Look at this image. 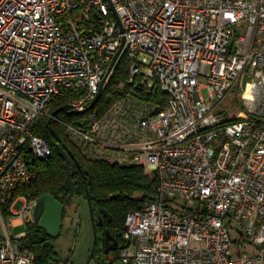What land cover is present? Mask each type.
Instances as JSON below:
<instances>
[{
	"label": "built area",
	"instance_id": "built-area-1",
	"mask_svg": "<svg viewBox=\"0 0 264 264\" xmlns=\"http://www.w3.org/2000/svg\"><path fill=\"white\" fill-rule=\"evenodd\" d=\"M124 39L110 74L128 58L124 96L65 124L86 156L157 177L126 217L120 261L264 264V0H0V264H36L29 230L6 220L33 215L16 192L52 155L36 126L65 91L73 113L95 108ZM241 90V112L220 109Z\"/></svg>",
	"mask_w": 264,
	"mask_h": 264
},
{
	"label": "trees",
	"instance_id": "trees-1",
	"mask_svg": "<svg viewBox=\"0 0 264 264\" xmlns=\"http://www.w3.org/2000/svg\"><path fill=\"white\" fill-rule=\"evenodd\" d=\"M128 77L129 60L127 57H123L114 73L107 80L102 96L95 108L81 114L61 112L58 119L53 122L50 121L52 113L62 105L73 102L77 94L72 91H65L52 100L48 113L34 130L36 134L43 136L49 142L52 155L44 161L37 162L36 179L20 187L16 192L25 194L31 200L39 199L44 193L54 195L65 204L64 217L67 216V209L73 205L75 198L83 196L87 201L90 198L95 217L107 210L112 217L109 222L110 229L122 233L123 240L124 224L128 213L142 208L146 201L155 197L157 177L148 173L144 166L121 164L86 156L70 139L65 124L79 126L94 110L97 109L100 113L106 112L124 96ZM161 94L157 92L154 94L155 97L151 94L148 98L155 100ZM239 118L234 117L233 120ZM53 129L62 137L75 157L71 158L75 195L70 200L68 199L70 192L64 187L67 176L66 163L58 148V139L54 135ZM28 230L24 243L36 254V264H54L55 260H61L58 257L53 237L37 224L30 225ZM124 244L125 240L123 246ZM97 251H99V243Z\"/></svg>",
	"mask_w": 264,
	"mask_h": 264
},
{
	"label": "rangeland",
	"instance_id": "rangeland-1",
	"mask_svg": "<svg viewBox=\"0 0 264 264\" xmlns=\"http://www.w3.org/2000/svg\"><path fill=\"white\" fill-rule=\"evenodd\" d=\"M239 31L240 33H244L246 25L244 24ZM249 81L250 78H247L246 83ZM202 94L205 98H209L210 92L208 88H204ZM239 100L240 102L243 101L242 90L237 95L234 93L230 94L219 107L220 109L223 108L231 111L232 114H237L241 112ZM137 196H140V194H137ZM32 200L37 201L38 199ZM24 204L22 201L17 202L15 208L21 210ZM26 217V222L19 225H14L9 217H7L9 231L12 234H21L26 232L30 225H35L29 210L26 212ZM76 221L77 225L75 224ZM2 231V225L0 224V234ZM94 242L95 230L88 201L83 196L75 198L73 205L67 209V216L64 217L63 229L60 236L54 238L58 257L61 259L60 264H88ZM92 262L90 261L89 264H93Z\"/></svg>",
	"mask_w": 264,
	"mask_h": 264
},
{
	"label": "water",
	"instance_id": "water-1",
	"mask_svg": "<svg viewBox=\"0 0 264 264\" xmlns=\"http://www.w3.org/2000/svg\"><path fill=\"white\" fill-rule=\"evenodd\" d=\"M114 11H115V9H114ZM115 14H116L117 20L119 21L120 26L122 27L119 16L117 15L116 12H115ZM124 46H125V39H124L118 53L116 54L114 61L112 62L107 74L105 75V78L102 82L100 91L98 92L95 100L88 107V110L95 107V105L97 104V102L101 98L102 93H103L104 88H105L106 81L108 80V78H109V76H110V74H111V72H112V70L116 64L117 59L119 58L120 54L122 53ZM72 107H73L72 104L62 105L61 107H59L58 109H56L52 113L50 121L53 122L54 120H56L58 118V115L61 112L73 113ZM53 133L58 139V148H59L62 156L65 159L66 168H67V176H66V179L64 182V187L70 192L69 197H68V199L70 200L75 195V183L73 180V166L71 165V158H75V157H74L73 152L69 149L67 144L64 142L62 137L58 134V132L55 129H53ZM88 203L90 206L92 222H93V226H94V230H95V242H94L91 257L89 260V262H90L91 259L93 258L95 251H96L97 243H98L97 226L98 225L102 226L104 224V217H107L109 220H111L112 217L107 212V210H104L103 214L98 216V218L96 220V217L93 213L92 200L90 198L88 199ZM64 213H65V204L63 202L59 201L54 195H52L50 193L42 194L40 196V198L35 202L34 207H33L34 221L39 225L40 228L44 229L47 232V234L53 238L59 237L61 232H62ZM75 224L77 225V221L75 222ZM111 236L112 235L110 234V232L107 231V237H106L107 241L110 240ZM107 252H109V249H107ZM89 262H88V264H89ZM55 264H60L59 259L55 260ZM105 264H111V262L107 261ZM114 264H124V263L121 261H117Z\"/></svg>",
	"mask_w": 264,
	"mask_h": 264
},
{
	"label": "flooded vegetation",
	"instance_id": "flooded-vegetation-1",
	"mask_svg": "<svg viewBox=\"0 0 264 264\" xmlns=\"http://www.w3.org/2000/svg\"><path fill=\"white\" fill-rule=\"evenodd\" d=\"M32 218L34 220L33 215ZM97 218L98 217H96V220ZM110 221L111 220H109L107 217H104V224L102 226H97L99 251H97L96 248L93 258L91 259L93 264H105L107 261H110L111 264H114L115 262L120 261L121 250L124 243L123 235L122 233L114 232L110 229ZM34 223L37 224L35 221ZM107 231H109L112 235L109 241L106 239ZM107 249H109V252H107Z\"/></svg>",
	"mask_w": 264,
	"mask_h": 264
}]
</instances>
